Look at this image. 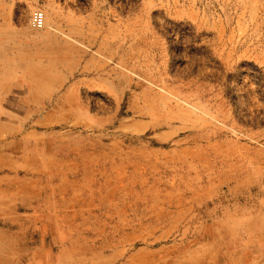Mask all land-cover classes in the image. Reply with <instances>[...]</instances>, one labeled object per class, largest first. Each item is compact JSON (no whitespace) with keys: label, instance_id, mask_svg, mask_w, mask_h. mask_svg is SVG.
<instances>
[{"label":"rangeland","instance_id":"374dc122","mask_svg":"<svg viewBox=\"0 0 264 264\" xmlns=\"http://www.w3.org/2000/svg\"><path fill=\"white\" fill-rule=\"evenodd\" d=\"M0 264H264V0H0Z\"/></svg>","mask_w":264,"mask_h":264},{"label":"bare ground","instance_id":"6f19581e","mask_svg":"<svg viewBox=\"0 0 264 264\" xmlns=\"http://www.w3.org/2000/svg\"><path fill=\"white\" fill-rule=\"evenodd\" d=\"M61 86V85H60ZM94 258V257H93Z\"/></svg>","mask_w":264,"mask_h":264}]
</instances>
